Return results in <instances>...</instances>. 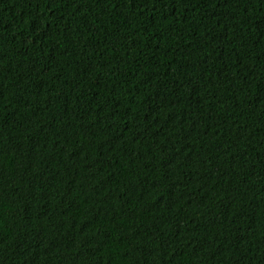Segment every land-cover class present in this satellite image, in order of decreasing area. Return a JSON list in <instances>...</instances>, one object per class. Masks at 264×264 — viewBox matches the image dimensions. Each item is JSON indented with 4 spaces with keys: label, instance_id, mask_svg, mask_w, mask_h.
I'll list each match as a JSON object with an SVG mask.
<instances>
[{
    "label": "trees",
    "instance_id": "obj_1",
    "mask_svg": "<svg viewBox=\"0 0 264 264\" xmlns=\"http://www.w3.org/2000/svg\"><path fill=\"white\" fill-rule=\"evenodd\" d=\"M0 264H264V0H0Z\"/></svg>",
    "mask_w": 264,
    "mask_h": 264
}]
</instances>
